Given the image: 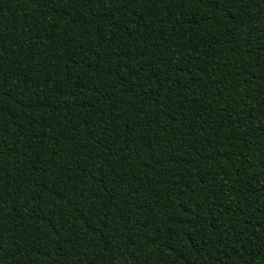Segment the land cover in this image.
Here are the masks:
<instances>
[{
    "label": "trees",
    "instance_id": "16d2710c",
    "mask_svg": "<svg viewBox=\"0 0 264 264\" xmlns=\"http://www.w3.org/2000/svg\"><path fill=\"white\" fill-rule=\"evenodd\" d=\"M0 264H264V0H0Z\"/></svg>",
    "mask_w": 264,
    "mask_h": 264
}]
</instances>
